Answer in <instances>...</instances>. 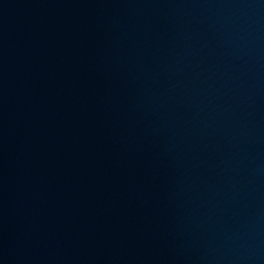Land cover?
I'll return each mask as SVG.
<instances>
[{
	"label": "water",
	"instance_id": "obj_1",
	"mask_svg": "<svg viewBox=\"0 0 264 264\" xmlns=\"http://www.w3.org/2000/svg\"><path fill=\"white\" fill-rule=\"evenodd\" d=\"M0 264H264V0H0Z\"/></svg>",
	"mask_w": 264,
	"mask_h": 264
}]
</instances>
